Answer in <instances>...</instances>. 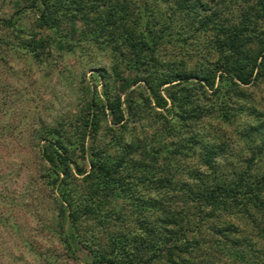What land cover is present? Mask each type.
Returning <instances> with one entry per match:
<instances>
[{
  "label": "trees",
  "instance_id": "1",
  "mask_svg": "<svg viewBox=\"0 0 264 264\" xmlns=\"http://www.w3.org/2000/svg\"><path fill=\"white\" fill-rule=\"evenodd\" d=\"M130 1L131 5L129 0H32L30 8L42 7L36 6L35 27L23 40V30L9 21L1 22L3 30L10 29L21 41L18 48L12 47L16 53L26 51L41 61L51 56L53 44L65 41L74 30L45 40L38 31L58 33L62 24L78 21L83 29L75 44L64 42L67 47L73 49L80 42L99 46L114 58V74L120 65L143 72L132 83L143 82L158 109L167 102L179 109L177 128L168 132L170 146L164 144L162 134L144 146L126 143L119 134L125 128L120 97L108 90L105 69H98L96 79L104 81L102 92L98 94L95 86L88 90L90 116L80 120L71 136L64 121L39 134L32 132L41 186L51 190L60 208L64 203L68 209L67 232L58 234L64 250L75 261L78 245L93 256V264H264V169L257 167L264 158V113L251 109L250 122L233 124L226 102L219 105L221 116L215 118L214 104L207 108L200 104L219 96L237 103L246 98L240 85L264 84V25L258 24H264V0H250L254 5L241 12L237 23L215 30V62L203 56L191 69L183 63L181 67L167 66L165 71L160 70L163 65L157 49L172 29L158 30L147 0L142 7ZM203 3L174 0L172 12L189 19L199 13ZM221 14L223 9L213 13ZM202 22L205 28L211 20ZM166 85L164 97L159 89ZM92 108H98L103 119H110L111 142L100 149L91 146L100 124ZM203 118L211 121L204 124ZM223 122L236 125L235 134L238 140L244 139L247 155L244 167L228 173L219 164L227 148L221 140ZM88 139L92 143L86 170L74 155L78 148L85 155ZM180 159H197L199 168L184 170ZM174 171L186 175L191 184L178 185ZM177 189L182 195L173 204V198L166 195ZM113 192L128 206L113 205L106 211ZM223 217L235 218L252 229H240ZM108 222L113 224L105 225ZM128 223L132 227L125 228ZM203 230L213 237L202 235ZM3 255L1 251L0 257Z\"/></svg>",
  "mask_w": 264,
  "mask_h": 264
},
{
  "label": "rangeland",
  "instance_id": "2",
  "mask_svg": "<svg viewBox=\"0 0 264 264\" xmlns=\"http://www.w3.org/2000/svg\"><path fill=\"white\" fill-rule=\"evenodd\" d=\"M144 1L146 0L134 2L136 6L141 4L142 7ZM31 2L32 0H0V252L4 254L0 257V264H93V256L78 245L75 247L76 260L71 259L59 240L58 234L67 232L68 229V209L64 203H61L60 208L53 199L51 190L41 186L37 174L39 169L37 145L35 149L32 132L36 131V134H39L44 128H53L57 123L64 121L67 124L65 129L71 136L74 127L81 124L80 120L84 121L90 116L86 105L89 101L88 90L92 91L95 86L98 94L102 92L104 81L96 79L98 69H105L107 73L105 84L108 90H115L120 97L122 124L125 128L119 134L124 136L123 140L126 143L131 144L134 141L135 145L137 143L144 146L145 143L156 139L157 134H162L165 136L164 144L170 146L172 138L168 136V132L173 127L177 128L175 116L179 109L171 107L169 102L164 108L158 109L145 84L132 83L135 77L143 76V72H136L120 65L114 74L112 70L114 58L103 52L99 46L80 42L73 49L69 47L70 45L67 47L64 42L67 43L68 40L70 43L76 42L78 34L83 29L78 21L71 25L62 24L58 33L47 29L38 31L39 37L45 40L47 37L54 39L63 37L62 34L69 32L68 30H74L65 41L56 42L51 46L50 57L37 61L30 53L25 54L26 51L17 50L16 53L12 47L18 48L21 44L20 39H26L32 32L36 21V6L42 7L41 4H37L30 8ZM147 2L150 5L149 13L153 14L152 20L157 23L158 30L165 27L172 29L169 32L170 37L168 35L163 39L157 49V58L163 65L160 70L167 66L181 67L183 63L191 69L203 56H208L211 62H215L217 51L212 41L216 31L237 23L241 12L254 5L250 0H204L198 14L195 16L191 14L189 19H183L181 15L172 12L175 8L174 0ZM129 4H132L130 0ZM218 9H223L220 17L213 15ZM205 18L211 20L206 29L200 25ZM3 20L23 30V37L18 39L10 29L3 30L1 28ZM158 24H161V27ZM258 24L264 25L262 21ZM168 86L159 89L164 97ZM240 86L245 91L246 98L237 103L219 96L206 102L203 100L200 104L203 107L214 104L215 118L221 116L219 105L226 102L233 124L250 122V115L254 113H251V109L264 113V84ZM112 94L114 97V93ZM97 109H91V112L97 114L100 119L93 143L88 139L85 155L81 154L80 148L75 150L74 155L77 164L86 170L88 167L85 160L90 156L88 148L90 141L94 149H100L111 142V132L107 128L110 127V119L109 117L103 119ZM209 121L211 120L203 118L202 123L207 124ZM213 122L216 121L211 123ZM233 124L223 122L220 125L223 126L222 131L225 130L224 134L220 132L224 136L221 140L227 148L219 164L226 173L228 170L244 167V160L247 157L244 139L238 140L234 129L236 125ZM173 140L179 141L177 137ZM40 146L41 144L38 147ZM109 152L113 153V150ZM179 162L182 168L185 166L184 170L199 168L197 159L187 161L180 159ZM257 167L264 169V158ZM174 173L178 185L183 182L191 184L190 179L182 172ZM112 194L114 198L110 199L106 211H110L113 205L128 206L117 193ZM180 195L182 192L177 189L166 196L173 198L171 200L175 204L179 201L177 196ZM222 220L245 231L252 229L235 218L223 217ZM130 227L132 224L125 225V228ZM202 235L213 237L205 230L202 231ZM24 241L29 245L24 244ZM105 243L103 241L104 245Z\"/></svg>",
  "mask_w": 264,
  "mask_h": 264
}]
</instances>
